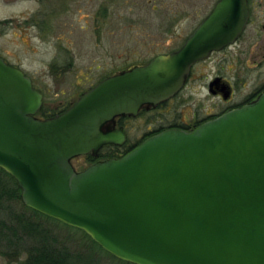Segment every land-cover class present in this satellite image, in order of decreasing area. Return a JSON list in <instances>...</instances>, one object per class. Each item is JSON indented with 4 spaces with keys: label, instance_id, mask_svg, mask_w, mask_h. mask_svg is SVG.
<instances>
[{
    "label": "water",
    "instance_id": "1",
    "mask_svg": "<svg viewBox=\"0 0 264 264\" xmlns=\"http://www.w3.org/2000/svg\"><path fill=\"white\" fill-rule=\"evenodd\" d=\"M249 16L248 0H218L180 48L106 77L49 118L37 116L43 94L32 79L0 56V167L25 205L133 264H264V91L121 157L83 170L72 163L123 144L122 128L103 125L175 96L196 62L236 42Z\"/></svg>",
    "mask_w": 264,
    "mask_h": 264
},
{
    "label": "rangeland",
    "instance_id": "2",
    "mask_svg": "<svg viewBox=\"0 0 264 264\" xmlns=\"http://www.w3.org/2000/svg\"><path fill=\"white\" fill-rule=\"evenodd\" d=\"M216 1L0 0V56L32 79L43 94L44 107L63 109L103 77L178 47ZM260 1L255 0L252 22L240 42L197 65L176 97L160 108L121 119L129 143L159 127L181 120L192 124L218 112L223 100L208 91L215 76L234 83L240 97L263 81L264 0ZM14 208L27 209L21 204ZM28 210L36 218L28 229L36 228L40 239L56 236L70 243L81 253L79 263L132 264L110 255L80 229ZM0 219L14 222L4 211ZM33 242L29 237L14 244L0 240V264H21Z\"/></svg>",
    "mask_w": 264,
    "mask_h": 264
},
{
    "label": "trees",
    "instance_id": "3",
    "mask_svg": "<svg viewBox=\"0 0 264 264\" xmlns=\"http://www.w3.org/2000/svg\"><path fill=\"white\" fill-rule=\"evenodd\" d=\"M54 113L55 109H50L44 106L38 112L40 117H50L54 115ZM134 147L135 144L123 145L119 146V148L117 147L113 149L108 148L102 152L101 157H121ZM86 160L92 163L96 161V158L88 155L86 157ZM8 179L12 183H9ZM21 194L22 189L15 178L0 167V211L8 212V214L14 221L13 223L9 224L5 220L0 219V240H7L10 244H12L13 242H20L24 237H29L31 240H34L33 243L35 244L28 250L29 255L27 260L23 261L21 264H82L79 263L82 257L81 253L77 252L78 250H75L71 245H69L70 243L68 244V242H66L65 240H61L56 236H51V238L44 236L43 239H40V237L42 236L40 235V233H37L36 228H33L32 230L28 229L30 223L36 222V218L32 214H30L31 211L28 210L30 207L25 205ZM17 204H21L23 206V209L25 207H27V209L16 212L14 207ZM30 209L35 213H40L32 208ZM25 211H27V213ZM83 233L88 238H90L91 241L97 244L87 233H85L84 231ZM97 245L102 248L99 244ZM112 256L115 257L114 255ZM72 259H76L77 262L73 261ZM95 264L102 263L98 262Z\"/></svg>",
    "mask_w": 264,
    "mask_h": 264
},
{
    "label": "flooded vegetation",
    "instance_id": "4",
    "mask_svg": "<svg viewBox=\"0 0 264 264\" xmlns=\"http://www.w3.org/2000/svg\"><path fill=\"white\" fill-rule=\"evenodd\" d=\"M217 2H218V0L215 2V4H216ZM260 2H262V0H261ZM215 4L213 5V7L215 6ZM254 4H255V0H248L249 10H250V16H249V20H248V23H247V25H246V28H245L244 32L241 34V36L236 40L235 43H233V44H231V45L225 47L224 49H222V50H220V51H214V52H212V54L210 55L209 59H210L212 56H214L215 54H217V53L224 52V51L230 49L232 46H236V45L240 42L242 36H243L244 33L247 31L249 25H250L251 22H252V14H253V11H254ZM213 7L211 8V10L213 9ZM211 10L209 11V13L211 12ZM209 13H208V14H209ZM208 14H207V15H208ZM207 15H206V16H207ZM206 16H205V17H206ZM205 17H204V18H205ZM204 18H203V19H204ZM203 19H202V20H203ZM202 20H201V21H202ZM201 21H200V22H201ZM200 22H199V23H200ZM199 23H198V25H199ZM198 25H197V26H198ZM197 26H196V27H197ZM196 27H195V28H196ZM195 28H194V29H193V30H192V31H191V32H190V33L184 38L183 42H182L178 47L174 48L173 50H176V49L180 48V47L184 44V42L186 41V39L188 38V36H189V35L195 30ZM173 50H171V51H173ZM171 51H168V52H166V53H161V54H167V53H169V52H171ZM157 55H159V54H157ZM157 55H156V56H157ZM1 57H2V56H1ZM154 57H155V56H154ZM3 58H4V57H3ZM4 59H5V58H4ZM207 59H208V58H207ZM207 59H205V60H201V61H198V62H196V63L192 66L191 71H190V74H189V76H188V78H187V80H186L185 85H186L187 82L190 80V78L193 76V73H194V69H195V67H196L197 65L201 64L202 62L206 61ZM5 60H6V59H5ZM150 60H151V59H150ZM150 60H149V61H150ZM6 61H7V60H6ZM149 61H148V62H149ZM7 62H8V61H7ZM8 63L11 64L10 62H8ZM12 65H13V64H12ZM14 66H15V65H14ZM249 67H250V66H249ZM116 73H118V72H116ZM113 74H115V73H113ZM113 74H110V75H107V76L103 77V78L100 79L98 82H96V83L93 84L91 87H89L87 90L91 89V88L94 87L96 84H98L100 81H102V80L105 79L106 77L111 76V75H113ZM217 78H219L218 83H217V84H213V86H211V83H212L215 79H217ZM185 85H184V87H185ZM184 87H183V88H184ZM183 88H182V89H183ZM236 89H237V88H236L235 84L232 83L231 81H229V80H227V79H225V78H223V77H221V76H215V77H214L212 80H210L209 83H208V91H209V93L212 94L213 96L215 95V96L219 97L221 100H223V106H222L221 108H219L218 112H216V113H214V114H212V115L205 116V117L197 118L192 124H191V123H188V122H186V121H184V120H181V121H178V122H174V123L170 124L169 126L159 127V128H157V129H155V130H151V131L147 132L146 134H144V135L142 136V138L138 139V140H137L136 142H134V143H129V142H128V137L126 136V140L123 142V144H121V145H119V144H114V143L106 144V145H104V146L102 147V149L98 152L97 155H93L92 153H89V154H86V155L77 156V157H75V158L72 159V163H73V165L75 166V168H76L77 170H83V169H85L86 167H88L89 165H91V164H93V163H95V162H97V161H100V160H106V159H109V158H118V157H116V156L101 157V154H102V152H103L105 149H108V148H109V149H113V148H117V147L119 148V146H123V145H132V144H135V146H137L139 143H141V142H142L144 139H146L147 137H149V136H151V135H153V134H155V133H158V132H160V131H162V130L169 129V128H180V129H184V130H192V129H194L196 126H198L199 124H201V123L204 122V121H207V120H209V119H211V118H214V117H216V116H218V115L223 114L224 112H226V111H228V110H231V109H234V108L240 107V106H242V105H244V104H247V103L253 101L255 98L258 97V95H259L261 92L264 91V79H263V81H261V83H260L258 86H256L255 88H253L248 94L244 95L243 97H240L239 95H237V90H236ZM87 90L82 91V92L80 93V95H81L83 92L87 91ZM181 91H182V90H181ZM181 91H180V92H181ZM180 92H178L175 96H173L172 98H170L169 100H167V101H165V102H162V103H159V104H157V105L150 106V107H146V106H145L144 108H142V110L140 111L139 114H142V113L147 112V111H152V110H155V109H157V108H160V107L166 105L169 101H171L174 97H176ZM229 92H230V93H229ZM227 93H229V94H228V96L226 97V94H227ZM80 95H79V96H80ZM79 96H78V97H79ZM77 99H78V98H77ZM72 104H73V103H72ZM72 104L68 105L67 107H65V108H63V109L55 108V113H54V115H52V116H50V117L56 116V115H58V114L64 112V111L67 110ZM41 108H42V107H41ZM139 114H138V115H139ZM124 117H130V116H117V117L113 118L112 120L106 122V123L103 125V131H104V132H113V131H117V130H119V129L122 128V129L125 131L126 135H127V132H126V130H125V127H124V125L121 123V119L124 118ZM136 117H137V116H136ZM40 118H49V117H40ZM88 155H91V156H93L94 158H96V161H95V162H92V163L88 162V161L86 160V157H87ZM78 160H82L83 162H82L80 165H76V163L74 164V161L76 162V161H78ZM78 166H79V167H78Z\"/></svg>",
    "mask_w": 264,
    "mask_h": 264
}]
</instances>
